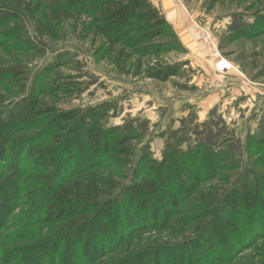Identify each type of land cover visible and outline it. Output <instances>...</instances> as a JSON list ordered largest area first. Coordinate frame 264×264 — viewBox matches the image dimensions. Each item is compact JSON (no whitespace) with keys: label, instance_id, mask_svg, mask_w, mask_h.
I'll list each match as a JSON object with an SVG mask.
<instances>
[{"label":"rangeland","instance_id":"374dc122","mask_svg":"<svg viewBox=\"0 0 264 264\" xmlns=\"http://www.w3.org/2000/svg\"><path fill=\"white\" fill-rule=\"evenodd\" d=\"M29 1V12L16 10L9 17L5 14L7 8L0 6V43H4L0 45V69L17 65L24 83L13 86L9 77L0 76L1 115L6 117L14 109L29 110L26 102L12 103L36 85L37 76L48 87L40 96L44 105L55 109L41 119L65 112L74 121L78 114L84 117L86 113L103 127H119L122 132L138 135L132 142L135 150L126 167L128 176L132 177L137 162L143 165L145 158L160 161L172 156L176 163L173 171L184 173L188 182L192 174L203 177L195 195L186 197L181 205L171 230L147 231L137 236L131 247L114 251L108 248L105 254L95 253L101 241L88 239L82 244L86 260L80 264H114L116 259L122 264L121 257L127 252L155 243L167 247L160 253H150L147 264H264V236L251 243L245 240L243 231L237 233L243 243L236 244L233 236L223 232L218 239L221 246L210 247L201 256L200 236L190 235L196 223L206 219L200 193L223 195L225 190L245 182L247 170L264 172V34L247 30L263 13L264 0H222L214 6L210 0H172L173 17L159 0H151L172 22L167 19L181 46L135 54L133 61L122 67L124 73L115 67V53H106L101 38L86 28V17L80 18L63 5L67 0ZM59 7L65 19L60 28L58 24L57 36H37L35 19L50 17ZM244 30L246 35L241 36ZM203 31L212 34L219 55L203 41ZM221 56L235 66L231 72H216ZM156 64L175 66L178 72L166 80L154 78L149 73ZM200 149L198 162L192 155L191 164L182 165L186 152ZM215 152L218 163L208 178L209 169L204 168L210 166V153ZM13 167L10 156H0V176L11 175L7 186L0 190V264H72L78 250L72 247L73 240L59 250V238L49 240L56 228L30 221L33 211L27 215L31 207L24 196L32 189L21 188L28 172L23 166L20 173L11 174ZM231 214L225 211L223 216L216 215L221 227L225 228L228 219L247 225L246 216Z\"/></svg>","mask_w":264,"mask_h":264},{"label":"trees","instance_id":"16d2710c","mask_svg":"<svg viewBox=\"0 0 264 264\" xmlns=\"http://www.w3.org/2000/svg\"><path fill=\"white\" fill-rule=\"evenodd\" d=\"M220 1L210 0V4L214 6ZM63 5L80 18L86 17V28L101 38L106 53H115V67L122 73L125 72L122 67L133 61L135 54L159 53L180 45L172 25L151 0H67ZM0 6L7 8L5 14L9 17L16 10L21 14L25 10L29 12L31 5L29 0H0ZM63 13V8L59 7L50 17L36 18L37 36L56 37L58 24L60 28L65 19ZM247 30L264 34V11ZM241 34L246 35V31ZM138 68H142L140 60ZM151 69L150 76L163 80L178 72L175 66L156 64ZM19 70L17 65H9L0 69V76L9 77L13 86L24 85ZM34 81L36 85L28 87L21 100L12 103L26 102L29 110L14 109L3 117L0 107V156H10L14 164L11 174L20 173V168L26 167L27 182L21 188L32 189L24 196L31 207L27 215L33 211L32 224L45 223L55 227L56 232L49 240L59 238V250L72 239V247L78 249L73 254L72 264L86 260L82 244L88 239L101 241L95 253L105 254L108 248L114 251L131 247L137 236L147 231L171 230L181 205L186 197L195 195L203 177L192 174L191 182H188L184 173L173 171L176 163L172 156H164L160 161L142 157L145 163L137 162L132 177L128 176L130 171L126 172V167L132 162L135 150L132 142L138 135L122 132L119 127H103L86 113L84 117L83 113L78 114L74 121L65 112L41 119L53 114L55 109L44 105L43 97H40L48 87L37 76ZM201 150L186 152V161L182 165H187L186 162L190 165L192 155H195L194 162H198ZM210 156V166L204 168L209 169L208 178L214 174L215 163H218L216 152ZM10 176H0V190L7 186ZM245 177L240 187L225 190L224 196L216 192L198 195L206 219L197 222L190 235L200 236L201 256L208 253L210 247L221 246L218 239L223 232L233 236L236 244L243 243L237 234L243 231L245 240L251 243L264 236L259 232L264 231V219L261 218L264 213V172L258 174L255 169L251 173L247 170ZM225 211L232 213L231 216H246L249 219L247 225L228 219L225 228L221 227L216 215L223 216ZM216 212L218 214L214 216ZM165 247L167 245L163 246V243L148 245L145 249L139 247V250L127 252L120 262L147 264L150 253H160ZM117 263L116 259L114 264Z\"/></svg>","mask_w":264,"mask_h":264},{"label":"built area","instance_id":"2783aa9c","mask_svg":"<svg viewBox=\"0 0 264 264\" xmlns=\"http://www.w3.org/2000/svg\"><path fill=\"white\" fill-rule=\"evenodd\" d=\"M201 36L203 38V41L207 44L208 48L214 52L213 54L219 55L218 47H217V42L213 38L212 34H210L207 31H203L201 33ZM235 66L226 58L221 56V58L216 62L215 70L218 73H227L231 72Z\"/></svg>","mask_w":264,"mask_h":264},{"label":"crops","instance_id":"0c3cea01","mask_svg":"<svg viewBox=\"0 0 264 264\" xmlns=\"http://www.w3.org/2000/svg\"><path fill=\"white\" fill-rule=\"evenodd\" d=\"M159 3L162 5V7H163V9H165L164 11L167 13V11H166V8H168L170 11H171V13H170V15H171V17H173L174 16V12H173V1L172 0H159ZM159 5V4H158ZM157 5V6H158ZM161 7V8H162ZM165 13V14H166ZM167 16V15H166ZM167 19L169 20V18L167 17ZM170 21V20H169ZM171 22V21H170ZM172 23V22H171ZM188 39V38H187ZM189 39H190V37H189ZM188 39V40H189ZM191 40H193V38L191 37Z\"/></svg>","mask_w":264,"mask_h":264}]
</instances>
